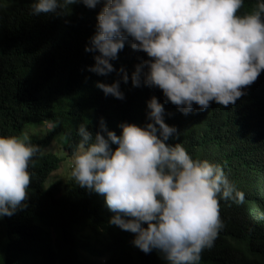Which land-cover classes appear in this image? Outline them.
<instances>
[{
  "label": "clouds",
  "instance_id": "9594fccd",
  "mask_svg": "<svg viewBox=\"0 0 264 264\" xmlns=\"http://www.w3.org/2000/svg\"><path fill=\"white\" fill-rule=\"evenodd\" d=\"M77 3L100 5L85 51L94 54L89 72L119 77L95 82L105 96L124 99L120 84L130 79L133 87L160 89L164 103L187 115L194 104L199 111L212 102L234 105L264 71V0L242 14L244 0H31L29 12L64 16ZM126 43L147 56L130 76L111 62ZM146 109V124L121 122L119 135L102 117L95 132L81 123L70 177L104 197L108 223L132 233L134 247L157 251L166 264H200L224 228L220 201L242 204L244 193L221 164L168 143L177 129L156 96ZM38 151L27 134L0 135V219L27 207Z\"/></svg>",
  "mask_w": 264,
  "mask_h": 264
},
{
  "label": "trees",
  "instance_id": "16d2710c",
  "mask_svg": "<svg viewBox=\"0 0 264 264\" xmlns=\"http://www.w3.org/2000/svg\"><path fill=\"white\" fill-rule=\"evenodd\" d=\"M31 0H0V135H21L30 124L51 125L30 161L27 207L0 219V264H166L157 251L145 254L131 244L133 234L110 225L112 213L104 197L74 183L46 181L59 168V159L46 149L59 135L72 154L78 126L98 129L102 117L120 134L118 124L143 126L146 101L156 96L164 119L195 159L222 165L244 202L220 201L224 228L214 246L201 254L200 264H264V71L234 105L212 102L209 108L183 114L164 103L162 91L121 81L124 99L105 96L96 81L119 79L113 72H89L93 53L85 45L95 32L96 14L82 4L70 5L64 16H33ZM255 0H244L240 13L251 11ZM145 53L125 44L115 68L129 76ZM113 148L116 146L113 145Z\"/></svg>",
  "mask_w": 264,
  "mask_h": 264
},
{
  "label": "rangeland",
  "instance_id": "374dc122",
  "mask_svg": "<svg viewBox=\"0 0 264 264\" xmlns=\"http://www.w3.org/2000/svg\"><path fill=\"white\" fill-rule=\"evenodd\" d=\"M49 129H51V125H47L44 122H39L37 124L30 123L23 128L21 136L27 134L31 138L41 140L45 137V134ZM64 142V136L59 135L51 141L50 146L46 149V152L52 153L59 159V168L47 179L45 184L46 187L56 181H61L66 184H69L70 182L74 183L70 177L72 154H69L68 151L64 149Z\"/></svg>",
  "mask_w": 264,
  "mask_h": 264
}]
</instances>
